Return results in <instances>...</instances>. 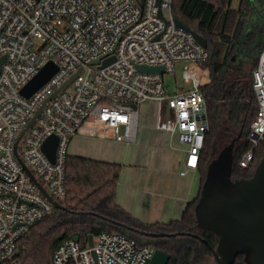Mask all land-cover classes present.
Returning <instances> with one entry per match:
<instances>
[{"label": "built area", "instance_id": "2783aa9c", "mask_svg": "<svg viewBox=\"0 0 264 264\" xmlns=\"http://www.w3.org/2000/svg\"><path fill=\"white\" fill-rule=\"evenodd\" d=\"M112 56L115 61L103 67ZM208 59L207 48L177 26L173 0H0V264H21L24 237L55 210L15 154L18 137L42 103L75 75L45 104L17 147L25 166L58 203L66 197L65 165L73 138L87 129L94 138L110 131L114 141L134 143L138 107L145 103L157 107V129L177 134L187 146L185 176L199 167L209 130L202 92L209 82ZM49 62L58 71L30 98L23 97L22 88ZM177 65L183 66L188 88L172 92L163 75L175 74ZM140 66L165 72L146 74ZM252 89L258 110L241 169L251 167L264 143V50L252 73ZM87 123L102 124L104 130ZM51 136L58 138L54 163L42 151ZM155 251L125 235L102 232L92 247L63 241L52 261L149 264Z\"/></svg>", "mask_w": 264, "mask_h": 264}, {"label": "trees", "instance_id": "16d2710c", "mask_svg": "<svg viewBox=\"0 0 264 264\" xmlns=\"http://www.w3.org/2000/svg\"><path fill=\"white\" fill-rule=\"evenodd\" d=\"M173 15L207 41L209 82L202 92L209 130L198 167L202 184L207 150L216 138L231 141L241 136L242 144L234 150L232 179H249L264 155L263 143L255 150L251 167H239L244 153L251 148L250 124L258 110L252 73L264 50V0H240L236 9L232 8V0H173ZM121 170L120 164L69 155L65 165L66 197L60 203L64 209H55L31 227L23 239L21 264H53V255L63 241L77 237L84 248L90 235L96 237L102 232L125 235L139 246H153L169 255L167 264H217L211 251L217 246V237L196 226L194 209L199 195L186 205L179 220L146 225L116 202ZM139 231L164 236L152 238ZM234 264H245L243 257L239 256Z\"/></svg>", "mask_w": 264, "mask_h": 264}, {"label": "water", "instance_id": "95a60500", "mask_svg": "<svg viewBox=\"0 0 264 264\" xmlns=\"http://www.w3.org/2000/svg\"><path fill=\"white\" fill-rule=\"evenodd\" d=\"M176 23L178 27L191 33L200 45L207 48L205 38L191 31L178 20H176ZM113 61H115L114 56L108 58L105 60L103 67ZM98 62H94L93 65L98 64ZM139 70L146 74H164L165 72L162 67L140 66ZM57 71V66L49 62L22 88V96L27 99L30 98ZM74 77L75 75L71 76L61 88L42 103L26 128L21 132L15 144V154L18 161L30 179L53 204L56 210H62L64 207L44 190L25 166L17 153V147L28 128L40 115L45 104L58 95ZM136 108L134 106V109ZM240 137L238 136L231 140L206 169L205 179L194 209L196 226L199 230L211 232L217 237L216 248H211L217 264H234L239 256L243 257L245 264H264V155L251 178L233 180L234 150ZM57 144L58 138L51 136L46 139L42 146L43 153L52 163L55 162ZM130 230L133 232L137 231L133 228H130ZM139 234L152 238L164 236V234L141 231H139ZM93 238V235L89 236L88 245L90 247L93 246ZM73 240L78 242L77 237ZM168 259L169 255L167 253L156 250L149 264H167Z\"/></svg>", "mask_w": 264, "mask_h": 264}, {"label": "crops", "instance_id": "0c3cea01", "mask_svg": "<svg viewBox=\"0 0 264 264\" xmlns=\"http://www.w3.org/2000/svg\"><path fill=\"white\" fill-rule=\"evenodd\" d=\"M142 125L141 129L138 126L134 143L116 142L110 132L108 139L89 136L95 145L103 143L102 150L84 147L70 155L120 164L117 204L143 224H167L179 220L186 205L199 195L202 172L197 168L181 176L185 170L186 149L181 157L167 149L177 134L157 129L156 121L147 123V127L145 123ZM78 137L81 135L75 138Z\"/></svg>", "mask_w": 264, "mask_h": 264}, {"label": "rangeland", "instance_id": "374dc122", "mask_svg": "<svg viewBox=\"0 0 264 264\" xmlns=\"http://www.w3.org/2000/svg\"><path fill=\"white\" fill-rule=\"evenodd\" d=\"M239 2L240 0H232V8H235V9L238 8ZM182 70H183V66L177 65L175 74L165 73L163 75L165 86L168 87L172 92L176 91L178 88L182 89V88L187 87L183 84V81H182ZM68 91L69 92L72 91V86L68 88ZM138 111L140 114V123H139L140 129L143 127L142 125L143 123H145V127H147L148 126L147 123H154L156 121L157 107L155 104H152V103L142 104L138 107ZM86 126L95 128L100 133L104 130V126L99 123H87ZM81 134H82L81 137L74 138L71 141L69 145V149H68L69 155L79 153L82 149H84V147H86V149H91V150H96V149L102 150L103 149V143L101 145H95L96 144L95 142L90 141L94 139L89 137L90 136L89 130L84 129ZM109 134H110V131L105 132V136L107 139L109 138ZM242 141L243 140L239 141L236 144L235 151L237 150L238 147L241 146ZM229 143H230L229 139L227 140L224 138H216L214 140L211 148L207 150L206 163H205L206 169L208 165L212 162V160L217 158L221 150ZM140 147H141L140 145H136V148H140ZM186 148H187L186 145H183L178 141L177 136H175L173 140L171 141V147L169 144H167V149L171 150L173 154L180 156V157L184 154V151ZM136 152H137V149H136ZM174 241L178 242L179 240L174 239Z\"/></svg>", "mask_w": 264, "mask_h": 264}]
</instances>
